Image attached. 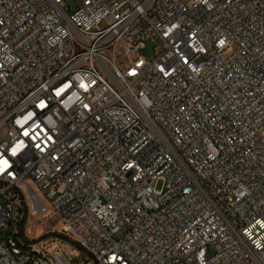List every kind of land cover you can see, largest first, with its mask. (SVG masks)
Instances as JSON below:
<instances>
[{
	"label": "built area",
	"instance_id": "built-area-1",
	"mask_svg": "<svg viewBox=\"0 0 264 264\" xmlns=\"http://www.w3.org/2000/svg\"><path fill=\"white\" fill-rule=\"evenodd\" d=\"M75 2L0 0V264H264V0Z\"/></svg>",
	"mask_w": 264,
	"mask_h": 264
},
{
	"label": "rangeland",
	"instance_id": "rangeland-1",
	"mask_svg": "<svg viewBox=\"0 0 264 264\" xmlns=\"http://www.w3.org/2000/svg\"><path fill=\"white\" fill-rule=\"evenodd\" d=\"M65 3V8L67 11L70 12V8L76 9V2L75 0H63ZM155 46V43L148 40L146 42V48L144 49L145 54H151L153 52V48ZM6 136V130L3 129L0 131V140ZM162 182L159 183V186L161 187ZM43 224H46V229L48 230L45 234H43L39 239H36V236H39L41 233V230L43 228ZM61 229V221L59 216L54 215L50 218H48L45 222L40 220L37 217H32L27 223V227L25 229L26 235L30 239L35 240V247L39 249H43L45 247L52 248L51 250L57 249L59 244L60 246H64V250H72L70 253L76 260V263L78 262H88V258L86 254L82 251L81 248H77L75 244L67 239L66 237H63L62 235L57 236L58 238L55 240L54 238H49L53 234V230L60 231ZM46 249V248H45Z\"/></svg>",
	"mask_w": 264,
	"mask_h": 264
},
{
	"label": "snow or ice",
	"instance_id": "snow-or-ice-1",
	"mask_svg": "<svg viewBox=\"0 0 264 264\" xmlns=\"http://www.w3.org/2000/svg\"><path fill=\"white\" fill-rule=\"evenodd\" d=\"M7 161H0V165H6Z\"/></svg>",
	"mask_w": 264,
	"mask_h": 264
},
{
	"label": "trees",
	"instance_id": "trees-1",
	"mask_svg": "<svg viewBox=\"0 0 264 264\" xmlns=\"http://www.w3.org/2000/svg\"><path fill=\"white\" fill-rule=\"evenodd\" d=\"M75 246H76L77 248H80V247H79L78 245H76V244H75Z\"/></svg>",
	"mask_w": 264,
	"mask_h": 264
}]
</instances>
